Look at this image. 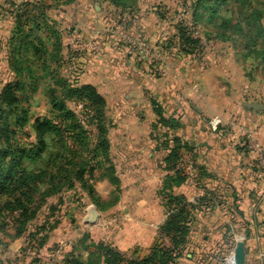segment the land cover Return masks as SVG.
<instances>
[{
  "label": "rangeland",
  "instance_id": "obj_1",
  "mask_svg": "<svg viewBox=\"0 0 264 264\" xmlns=\"http://www.w3.org/2000/svg\"><path fill=\"white\" fill-rule=\"evenodd\" d=\"M193 2L17 0L10 15L11 27L5 30L3 26V34L0 32V91L6 84H13V78L23 80L26 94H17L27 113L24 116L19 112L17 117L10 109L2 108V121L9 122V130L15 132L9 144L12 150L36 144L34 120L51 122L61 130L59 144L53 142L55 133L47 135L41 157H33L32 161L22 158L21 167L27 171L50 168L54 173L66 160L71 159V165L56 177L53 193L39 197L31 206L32 209L39 205L28 232L21 238L14 237L17 225L12 219L0 217V264H65L81 257L85 264H103V246L109 245L97 238L90 227L93 224L89 225L85 218L96 211L101 218L94 223L98 225L95 230L105 229L104 223L111 218L108 210L124 197L123 187L138 183L139 173L146 170L134 155L139 150L136 142L143 137L142 130L110 131L122 106L136 113L132 122L151 120L152 125L156 121L149 116L145 119L144 111L147 106L152 109L151 102L161 106L157 96L172 90L185 96L194 89L188 97L191 104L201 108L198 105H202L203 98L209 103L204 104L211 111V118L204 122L209 130L210 122L219 119L217 128L211 131L234 139V144L243 143L259 161L264 142L251 137L244 140L245 135L242 140L237 133L239 120L224 110L234 105L235 93L241 92L244 101L264 105V0H227L217 4L204 1L203 7L197 9ZM213 9L214 15L210 13ZM185 39L187 45L183 44ZM13 66L22 72L20 76ZM208 75L206 84L203 76ZM186 78L192 83L183 86L184 81L189 83ZM86 85L92 86L106 102V153L97 147L98 133L86 102L67 94ZM124 96L129 101L122 104ZM60 101L74 116L78 129L69 128L71 120H63L54 107ZM190 115L196 116L192 121L203 122L199 114ZM174 117L182 128L179 115ZM17 118L26 121L22 125L16 123ZM184 120L187 122V118ZM151 125L149 138L156 132L163 136L152 139V150L166 151L167 156L171 148L179 147L172 166L164 163L166 156L160 163L165 173L160 197L168 215V197L174 193L172 188L177 187L169 177L181 174L180 185L192 181L197 167L195 150L190 141L177 135L178 130L172 132L158 126L153 131ZM121 136L129 140L122 151L116 145ZM57 152L62 160L56 165ZM78 172H82L81 179L77 178ZM136 197L126 196L129 202L136 201ZM40 201L43 202L39 204ZM155 244L170 247L158 230L152 246ZM124 258L134 259L132 255ZM230 258L229 255L223 262L230 264Z\"/></svg>",
  "mask_w": 264,
  "mask_h": 264
},
{
  "label": "crops",
  "instance_id": "obj_2",
  "mask_svg": "<svg viewBox=\"0 0 264 264\" xmlns=\"http://www.w3.org/2000/svg\"><path fill=\"white\" fill-rule=\"evenodd\" d=\"M16 2L17 0H0L2 34L3 26H6L5 30L11 27L10 15ZM203 78L207 84L209 75ZM186 80L189 83L186 84L184 81L183 86L192 83V80L187 78ZM256 84L259 90V84ZM190 90L185 96L180 92L175 94L172 90L166 95L156 97L157 102L162 106L164 117L179 115L182 128L177 131V135L190 141L195 150L194 165L196 164L197 167L194 169V178L188 184L184 183L172 188V192L174 191L172 195L184 196L190 204H195L201 199L203 204L200 212L193 213L195 223L189 231L187 250L174 264H218V254L224 252L223 260H225L233 254L239 241L244 244V264H264V166L243 143L234 144V139L228 140L219 131L209 130L204 123L205 119L211 118V111L204 107V104L209 106V103L203 98L202 105H198L201 108L195 107L188 97L196 90ZM126 97L122 98V104L129 101ZM252 103L259 104L257 101H244L242 92L235 93L234 105L228 106L224 113L239 120L237 133L242 135V140L245 135L244 140L251 137L256 142H264V111L245 106ZM135 105L133 102L132 106ZM190 113L199 114L204 118L203 122L192 121L191 119L196 116H189ZM134 114L136 116V113L127 110L124 106L120 107L116 115L118 121L111 125L110 131L142 130L143 137L136 142L139 150L136 149L134 155L141 160L143 163L141 167H146V170L140 168L142 170L139 173L138 183L123 187L121 191L124 195L123 200L121 199L108 210L111 218L104 223L105 229L95 230L98 225H89L93 231H96L97 238L106 241L110 247L126 257L132 255L134 259H142L149 254L157 230L167 217V209L160 197V186L165 177L160 163L166 156V151L151 149L153 143L148 136L151 131V120L146 123L132 122ZM142 114L143 112L139 117ZM144 116L145 119L149 116L154 122L156 121L153 110L148 106ZM125 139L122 136L116 139V145L120 150L129 141ZM124 155L120 154V157ZM157 159H159L158 164ZM129 179L127 182L130 183ZM130 194L137 195L138 199L129 202L126 196ZM98 216L100 219V214Z\"/></svg>",
  "mask_w": 264,
  "mask_h": 264
},
{
  "label": "trees",
  "instance_id": "obj_3",
  "mask_svg": "<svg viewBox=\"0 0 264 264\" xmlns=\"http://www.w3.org/2000/svg\"><path fill=\"white\" fill-rule=\"evenodd\" d=\"M204 1H213L214 4L225 3L227 0H194L193 7H203ZM192 7V8H193ZM196 11L193 15H195ZM212 15L215 14V10H211ZM183 44L187 45L188 40L185 39ZM14 71L19 74L22 72L19 69ZM27 77V76H26ZM14 83L6 84L0 91V217H9L12 222L16 224V234L14 237H22V235L27 231L30 226V221H32L37 212V207L35 206L31 209V206L37 203L39 197H49L54 190V183L57 176L71 165V159L66 160L64 164L57 168L53 173L51 169H37L33 171H27L21 167V159L25 158L32 161L33 157L40 158L42 153L46 148L44 143V138L47 135L55 133V139L53 142L59 144V137L61 136L60 128H57L51 122L36 119L33 122L32 129L36 138V144H30L25 149H14L12 150L9 141L12 136L15 135L13 130H9V122L2 121V108H8L15 113L18 117L19 112L24 116L27 111L21 107L22 98L18 96V92H23L24 94L27 86L21 83L23 80H15ZM67 94L72 97H77L86 102L89 111L92 113V121L96 125V131L98 136V145L102 148V152L106 153L107 142H106V127L104 125V110L106 108L105 100L95 91L92 86L86 85L81 86L78 89L69 90ZM152 110L157 118L156 122L153 124V131H157L158 126L167 127L169 131L175 132L181 128L179 121L174 115L164 118L163 110L159 104L156 102H151ZM57 107L63 120L70 119L71 123L69 128L78 129L79 126L74 122L73 115L67 112L60 102L53 104ZM25 118L22 121H17L16 123L24 124ZM92 122V123H93ZM153 133V132H152ZM163 138L161 134L156 132L152 135V139ZM162 142V140H161ZM174 143H178L177 139H174ZM4 144V146H3ZM179 147L171 148L168 155L164 159V163L172 166L178 158L177 149ZM168 149V148H167ZM55 155L54 164L57 165L59 160H62L60 154ZM18 154V155H17ZM81 173L78 172V179H81ZM172 184L175 186L180 185L183 182V176L179 173H175L174 176H170ZM171 188V187H169ZM169 201L167 206L169 208L168 215L163 224L158 228V234L163 235L168 239L170 247H165L162 245H154L150 249L149 254L142 259H132L126 260L124 254L118 252L117 250L111 248L110 246H103L104 251L101 254V261L103 264H174L177 259L183 256L187 250L188 236L190 228L195 223V218L193 213H198L201 211L202 202L198 199L195 204L188 203L185 198L181 196H169ZM3 199V200H2ZM43 201H40L41 204ZM32 210V211H30ZM3 228V227H1ZM30 240V238L28 239ZM189 253V252H188ZM224 252H221L217 256V263L223 264ZM65 264H85L84 258L75 259L74 261H66Z\"/></svg>",
  "mask_w": 264,
  "mask_h": 264
},
{
  "label": "water",
  "instance_id": "obj_4",
  "mask_svg": "<svg viewBox=\"0 0 264 264\" xmlns=\"http://www.w3.org/2000/svg\"><path fill=\"white\" fill-rule=\"evenodd\" d=\"M247 108L264 111V106L259 104H245ZM98 213L96 211H92L91 215L86 218V222L89 224H94L98 219ZM245 262V252H244V244L242 241L236 243V246L232 255V264H244Z\"/></svg>",
  "mask_w": 264,
  "mask_h": 264
},
{
  "label": "built area",
  "instance_id": "obj_5",
  "mask_svg": "<svg viewBox=\"0 0 264 264\" xmlns=\"http://www.w3.org/2000/svg\"><path fill=\"white\" fill-rule=\"evenodd\" d=\"M220 122H219V119H217V120H212V122H210V127H211V129L212 130H215L217 127V125L219 124ZM263 149V152L262 153H259V157H258V159H259V163L262 165V166H264V148H262ZM233 255V254H232ZM232 255L230 256L231 258H230V264H232Z\"/></svg>",
  "mask_w": 264,
  "mask_h": 264
},
{
  "label": "bare ground",
  "instance_id": "obj_6",
  "mask_svg": "<svg viewBox=\"0 0 264 264\" xmlns=\"http://www.w3.org/2000/svg\"><path fill=\"white\" fill-rule=\"evenodd\" d=\"M231 262V261H230Z\"/></svg>",
  "mask_w": 264,
  "mask_h": 264
}]
</instances>
